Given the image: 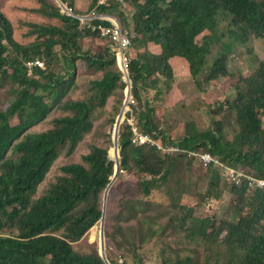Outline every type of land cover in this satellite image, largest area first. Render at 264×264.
<instances>
[{"label":"trees","instance_id":"trees-1","mask_svg":"<svg viewBox=\"0 0 264 264\" xmlns=\"http://www.w3.org/2000/svg\"><path fill=\"white\" fill-rule=\"evenodd\" d=\"M17 1L35 20L25 22L31 43L21 45L0 10V90L7 87L0 108V264H145L141 251L156 242L161 264H264V189L236 186L228 171L264 178V59L254 57L249 75L229 70L237 49L264 39V0ZM59 2L78 13L97 9L131 32L137 122L156 143L180 152L132 143L120 58L110 44L85 49L86 41L103 39L82 31ZM30 59L45 63L33 77L25 67ZM175 60L188 65L205 94L225 81L233 90L203 101L209 128L188 112L181 136L176 123H161L167 110L145 95L171 93ZM80 70L92 79L76 99L70 95ZM55 110L61 114L52 127L32 131ZM188 151L209 152L214 161L205 165ZM195 163L201 169L192 196L202 206L229 194L223 217L197 216L183 203L185 173ZM120 171L137 175L141 197L119 195ZM100 222L105 253L118 260L103 258L102 235L100 247H74Z\"/></svg>","mask_w":264,"mask_h":264},{"label":"rangeland","instance_id":"rangeland-1","mask_svg":"<svg viewBox=\"0 0 264 264\" xmlns=\"http://www.w3.org/2000/svg\"><path fill=\"white\" fill-rule=\"evenodd\" d=\"M24 4L18 2L17 0H0V10L5 14V16L11 21L12 31L16 38V41L21 45H28L31 43L29 38L25 37L27 33V27L25 25L26 21H34L35 16L26 12L27 10L23 7ZM87 5L85 11L88 10ZM76 10V6L74 5ZM29 11V10H27ZM79 12L78 10H76ZM122 12L127 13V11L122 10ZM131 15V14H130ZM85 49L96 50L99 47H108L109 43L104 40L98 41H86L84 43ZM158 51V49H155ZM254 57L259 59H264V39L253 41L248 47H240L230 56L229 70L234 73H242L244 75H249L257 67ZM174 85L171 93H165L161 99H154L155 92L149 91L145 92L146 99L150 101L151 104L166 109V113L161 121L169 120L171 125L176 123L177 127L173 130L179 136L184 131V121L190 118L189 113L192 115L194 122L202 129L211 127V118L207 114L206 109L203 106V101L217 102L223 95L230 94L231 82H222L215 89L209 88V94H205L204 91L200 90L195 81L193 80L188 65L183 61H177L174 64ZM80 75L77 78L76 86L70 96L73 98H83L90 86L91 76L86 75L82 70H80ZM7 87L0 90V108L4 101ZM137 103V101H136ZM136 113L138 115L139 108L138 103L135 106ZM189 112V113H188ZM60 112L53 111L49 118L41 123L40 125L33 128L32 131H44L53 126L54 120L60 116ZM111 150H114L112 148ZM81 152H85L81 148ZM199 163H195L191 170L186 171L185 175L189 179V183L185 181L184 187L187 188V192L183 198V203L195 206L197 216H218L223 217V213L226 210L232 197L229 194H225L221 201L214 199L207 200L202 206L197 205L198 200L192 196L194 188L196 189V182L198 181L200 167ZM115 180V179H114ZM139 179L136 174L121 172L118 174V178L114 181L117 187V192L119 195H129L135 197H141V191L139 187ZM107 191L109 194L113 184ZM114 184V185H115ZM107 200V197H106ZM101 222L94 226L90 232L86 235L83 241L74 244V247L79 252H87L89 250L88 244L95 242V246H101ZM106 253L111 254V257L118 260L119 257L114 251L106 249ZM141 253L144 255L145 264H161V252L159 243H152L147 245Z\"/></svg>","mask_w":264,"mask_h":264},{"label":"built area","instance_id":"built-area-1","mask_svg":"<svg viewBox=\"0 0 264 264\" xmlns=\"http://www.w3.org/2000/svg\"><path fill=\"white\" fill-rule=\"evenodd\" d=\"M108 0H101L99 6L105 4ZM123 4L122 0H116ZM59 6L62 9L63 14L67 18H72L79 23V27L82 31L98 34L103 40L109 42L110 48L115 53L121 62V72L123 82L127 86V92L125 97V103L123 105V114H129L127 122L133 133L132 143L136 146L151 145L157 146V148L165 154H175L181 151L178 147H164L154 140L152 135L144 133L137 122V113L135 110L136 98L131 90V77H130V63L132 62L130 56V49L132 47V35L131 32L126 29L118 19L101 14L97 9H93L90 13H78L73 7H66L59 2ZM125 11L124 9H122ZM111 23V25H108ZM45 63L39 59H30L25 62L27 68L28 77H33L35 69L44 68ZM189 157H195L198 162H202L205 165L214 161V158L209 152L196 153L189 152ZM218 163V161H216ZM230 180L236 186L247 185L249 189L253 191L264 189V178H258L244 173L241 170L229 169Z\"/></svg>","mask_w":264,"mask_h":264},{"label":"water","instance_id":"water-1","mask_svg":"<svg viewBox=\"0 0 264 264\" xmlns=\"http://www.w3.org/2000/svg\"><path fill=\"white\" fill-rule=\"evenodd\" d=\"M102 246H103V250H102V256L105 259V261L107 262V257H106V253H105V236H104V231L102 232Z\"/></svg>","mask_w":264,"mask_h":264},{"label":"crops","instance_id":"crops-1","mask_svg":"<svg viewBox=\"0 0 264 264\" xmlns=\"http://www.w3.org/2000/svg\"><path fill=\"white\" fill-rule=\"evenodd\" d=\"M177 61H178V60H175V61H174V64H175V62H177Z\"/></svg>","mask_w":264,"mask_h":264}]
</instances>
